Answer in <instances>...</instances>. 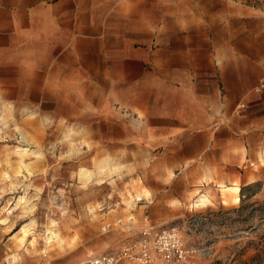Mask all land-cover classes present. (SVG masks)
<instances>
[{
	"label": "crops",
	"instance_id": "obj_1",
	"mask_svg": "<svg viewBox=\"0 0 264 264\" xmlns=\"http://www.w3.org/2000/svg\"><path fill=\"white\" fill-rule=\"evenodd\" d=\"M259 1L0 0L1 98L104 84L120 108L143 111L170 180L191 167L253 179L264 166Z\"/></svg>",
	"mask_w": 264,
	"mask_h": 264
},
{
	"label": "rangeland",
	"instance_id": "obj_2",
	"mask_svg": "<svg viewBox=\"0 0 264 264\" xmlns=\"http://www.w3.org/2000/svg\"><path fill=\"white\" fill-rule=\"evenodd\" d=\"M45 86L40 101L0 95V264L79 263L146 225L176 226L193 264H264V166L253 179L191 167L170 180L142 110L120 108L97 82ZM255 182L237 210L233 188L240 197Z\"/></svg>",
	"mask_w": 264,
	"mask_h": 264
},
{
	"label": "built area",
	"instance_id": "obj_3",
	"mask_svg": "<svg viewBox=\"0 0 264 264\" xmlns=\"http://www.w3.org/2000/svg\"><path fill=\"white\" fill-rule=\"evenodd\" d=\"M2 135L3 130L0 128V137ZM195 252L196 249L185 245L176 226L159 230L146 225L139 231L137 238L120 249L108 254L93 255L73 264H118L122 260L131 264H193Z\"/></svg>",
	"mask_w": 264,
	"mask_h": 264
},
{
	"label": "trees",
	"instance_id": "obj_4",
	"mask_svg": "<svg viewBox=\"0 0 264 264\" xmlns=\"http://www.w3.org/2000/svg\"><path fill=\"white\" fill-rule=\"evenodd\" d=\"M256 185H259V182L250 183V184H248L246 186H241L240 187V203H241V205L237 208V210L242 208L243 204L246 202V198H248L250 196V194H247L245 192V190H247L248 188H252V187H254Z\"/></svg>",
	"mask_w": 264,
	"mask_h": 264
},
{
	"label": "bare ground",
	"instance_id": "obj_5",
	"mask_svg": "<svg viewBox=\"0 0 264 264\" xmlns=\"http://www.w3.org/2000/svg\"><path fill=\"white\" fill-rule=\"evenodd\" d=\"M23 136H21V138H22ZM22 150V149H21ZM238 190H239V187L238 186H235L234 188H233V191H234V193L235 194H233V200L234 201H239L240 200V197H239V195L237 194V192H238ZM199 199H201V198H199ZM202 201H204V200H202ZM200 203V202H199ZM53 235L54 234H51V236L53 237ZM15 259V258H14Z\"/></svg>",
	"mask_w": 264,
	"mask_h": 264
}]
</instances>
